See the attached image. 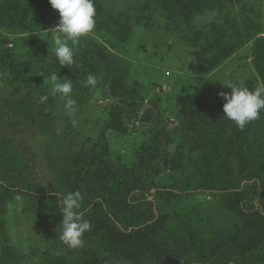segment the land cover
<instances>
[{
	"label": "rangeland",
	"instance_id": "374dc122",
	"mask_svg": "<svg viewBox=\"0 0 264 264\" xmlns=\"http://www.w3.org/2000/svg\"><path fill=\"white\" fill-rule=\"evenodd\" d=\"M104 1L132 16L133 34L120 39L96 26L76 46L71 68H61L55 61L51 32L60 14L51 4L23 25L0 26V126L9 125L7 134L12 133L36 165L33 188L57 189L85 176L86 168L101 166L103 160L120 172L122 166L131 168L154 157V167L138 177L147 185L178 187L197 167L222 166L228 178L259 179L264 204V110L229 141L194 140L175 130L181 123L188 128L204 126L203 95L223 99L219 93L231 92L223 85L229 80L249 90L262 83L253 44L264 36V0H235L206 9L194 17L186 37L165 26L158 12L150 22L142 18V0ZM87 39L117 58L123 69L113 79L99 65L89 64V55L100 59L96 48H85ZM52 73L73 84L77 104L72 116L65 101L51 95V83L45 79ZM90 74L97 79L94 87L86 86ZM44 95L48 99L41 103ZM29 105L46 120L45 128L26 121L20 109ZM41 108L46 112L43 117L37 114ZM164 126L174 133L157 157ZM108 166L106 175L113 171ZM155 200L159 217L147 240L159 264H182L178 251L184 245L214 252L235 237L243 239V233L250 251L264 253V237L255 236L264 220L245 214L237 193L157 195ZM4 202L0 255L8 246L19 254L21 264H79L83 249L93 246L89 241L77 249L65 245L59 239L63 216L47 200L31 201L14 192ZM95 227L93 241L107 244L117 263L135 264L127 234L99 218Z\"/></svg>",
	"mask_w": 264,
	"mask_h": 264
},
{
	"label": "trees",
	"instance_id": "16d2710c",
	"mask_svg": "<svg viewBox=\"0 0 264 264\" xmlns=\"http://www.w3.org/2000/svg\"><path fill=\"white\" fill-rule=\"evenodd\" d=\"M235 0H142L140 6L143 8L142 18L150 22L159 13L164 19L165 26L175 29L185 37L191 32V24L194 17L206 9L222 6L225 2L234 3ZM97 11V29L107 30L110 35L127 40L133 33L132 16L128 12L116 9L113 5L107 4L104 0H94ZM50 8L49 0H0V26L16 27L23 25L28 17L36 15L39 10ZM183 32V33H182ZM193 37L199 40V37ZM85 48H96L99 59L89 55V64L104 69L112 79L115 74L121 71L122 66L117 64V58L101 49L93 40L87 39ZM91 49V50H92ZM98 49V51H97ZM39 50V49H38ZM43 55V53H41ZM85 56V54H84ZM253 58L256 71L264 83V36L254 40ZM58 66L59 62L57 60ZM124 65V64H123ZM68 68V67H65ZM206 96V101L204 97ZM203 111L207 115L204 126L193 125L191 128L184 123L175 126V130L182 132L185 136L194 140L207 141H229L238 135L239 127L228 120L223 112V99H214L213 94L206 93L202 98ZM24 106L23 104H19ZM34 105L29 109L21 110L27 122L36 121L42 128L46 126V120L39 119L35 115ZM43 108L37 111L41 117L44 116ZM23 124V123H22ZM9 125L0 126V172L4 181H0V208L5 200L14 192L22 194L32 200H43L50 202L53 210L61 214L62 197L68 192L75 191L76 187L83 195L79 212L85 220L90 221L92 227L84 236V242L89 241L93 246L83 249V256L79 264H120L116 256L111 254L109 246L105 243H97L91 239L95 234V219L103 220L111 226L127 234L130 242V252L134 255L135 264H159L155 257L154 250L147 236L158 221V211L155 197L157 195L188 196L201 193L231 194L240 195V206L245 214L258 215L264 220V204L261 202L262 185L259 179L239 180L226 177L223 167H197L187 181L178 187L164 188L158 185L150 186L140 181L138 177L151 170L155 161L154 157L149 161L139 163L133 167L122 166L121 171L114 170L115 165L101 162V166L86 168V175L70 183L59 185L57 189H42L39 185L34 187V176L36 165L26 156V151L20 143H16L15 137L7 134ZM162 140L159 141L157 157H160L166 150L167 143L174 133L166 126L161 127ZM111 171L107 172L105 165ZM115 171V172H114ZM82 172V171H80ZM3 221L0 219V226ZM256 238L264 237V227L258 229ZM253 233V232H252ZM248 235L243 233L245 240ZM241 237H235L231 242L221 246L216 251H209L193 244H187L178 252L182 264H264V253H253L248 243ZM245 243V244H244ZM10 248V247H9ZM3 247L0 255V264H21V257L16 251ZM105 252H103V250ZM109 259H107V258ZM60 260V258L58 259Z\"/></svg>",
	"mask_w": 264,
	"mask_h": 264
},
{
	"label": "clouds",
	"instance_id": "9594fccd",
	"mask_svg": "<svg viewBox=\"0 0 264 264\" xmlns=\"http://www.w3.org/2000/svg\"><path fill=\"white\" fill-rule=\"evenodd\" d=\"M52 8L60 14L59 24L52 29L51 37L54 43V54L61 68H71L75 61V48L81 38L90 35L96 27L97 11L94 0H49ZM46 77V76H45ZM51 83V95H59L65 101V109L69 116L76 111L77 101L72 98L73 84L71 80L60 81L56 73L46 77L45 82ZM97 79L88 75L86 86H95ZM231 88V92H220L226 101L223 112L228 120L234 122L240 130H244L250 122L260 118L264 110V83L258 84L254 90L241 86L234 80L223 84ZM48 99L42 96L41 103ZM75 123V121H73ZM80 191L68 192L62 197L61 211L63 214L62 231L59 239L71 249L83 246V236L91 230V223L79 212L83 202Z\"/></svg>",
	"mask_w": 264,
	"mask_h": 264
}]
</instances>
